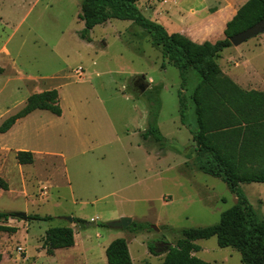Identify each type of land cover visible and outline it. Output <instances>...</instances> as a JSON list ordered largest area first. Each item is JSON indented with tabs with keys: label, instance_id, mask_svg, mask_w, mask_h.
I'll list each match as a JSON object with an SVG mask.
<instances>
[{
	"label": "rangeland",
	"instance_id": "obj_1",
	"mask_svg": "<svg viewBox=\"0 0 264 264\" xmlns=\"http://www.w3.org/2000/svg\"><path fill=\"white\" fill-rule=\"evenodd\" d=\"M82 2L0 0V127L23 110L28 97L45 91L58 92L62 111L60 117L34 111L0 134V177L8 186L0 190V213L13 215L0 220L7 230L0 232V264H107L105 250L117 239L126 242L133 264H162L165 255L152 254L150 246L160 254L161 244L173 246L183 230L216 225L236 204L225 184L193 166L197 73L188 71L181 89L179 72L131 22L109 21L89 33V42L82 40ZM242 2L138 0L137 6L151 21L163 12L156 22L179 31L192 23L190 10L215 23L233 17ZM234 50L243 58L241 85L264 91V34ZM217 63L221 67V58ZM136 77L148 84L143 94L131 86ZM179 92L186 101L183 123ZM150 97L160 102L157 125L168 142L164 149L141 137ZM18 152H30L33 164L18 165ZM240 189L263 217L264 185ZM17 214L53 220L23 221ZM121 218L150 229L132 234L104 227ZM57 227L73 230V248L43 249L46 231ZM195 244L200 251L194 256L201 261L241 264L239 254L220 249L215 238Z\"/></svg>",
	"mask_w": 264,
	"mask_h": 264
},
{
	"label": "trees",
	"instance_id": "obj_2",
	"mask_svg": "<svg viewBox=\"0 0 264 264\" xmlns=\"http://www.w3.org/2000/svg\"><path fill=\"white\" fill-rule=\"evenodd\" d=\"M138 0H83L79 20L84 29L80 38L90 41L89 33L109 21L131 22L142 29L151 45L160 50L163 61L179 72L181 89L187 84L186 74L193 70L199 77L192 95L197 131L192 135L193 166L197 172L220 180L234 195L236 204L222 213L219 222L211 227L187 229L180 232L175 244H161L160 254L153 246L154 255H165L162 264H209L194 254L200 251L195 243L215 238L220 249H234L241 264H264V215L258 217L241 191L242 184L264 185V93L244 91L222 74L216 60L231 47L229 39L258 24H264V0H248L226 24L224 39L215 44L197 45L180 34H168L164 27L146 19L137 6ZM264 34V32H263ZM179 115L183 123L186 101L181 92ZM149 116L142 140H152L164 149L168 142L157 125L160 102L148 98ZM34 111L49 112L60 117L58 92L45 91L31 95L23 110L6 120L0 134L7 133L21 118ZM20 166L32 165L30 152H18ZM0 190L7 191V183L0 177ZM13 215L0 213L7 222ZM51 217L30 215L29 222H50ZM75 223L87 225L82 220ZM106 227V225H104ZM150 229L146 223L132 222L127 231L139 234ZM7 231L0 227V232ZM171 231V230H170ZM74 233L69 227L46 231L42 247L48 251L73 248ZM107 264H133L126 242L112 241L105 250Z\"/></svg>",
	"mask_w": 264,
	"mask_h": 264
},
{
	"label": "crops",
	"instance_id": "obj_3",
	"mask_svg": "<svg viewBox=\"0 0 264 264\" xmlns=\"http://www.w3.org/2000/svg\"><path fill=\"white\" fill-rule=\"evenodd\" d=\"M242 1L243 0H241V2ZM246 2H244V3L242 2L243 4L240 6V8ZM167 3L168 2H165L164 5ZM158 12L159 13L156 15V17L158 19H156L155 22L160 21L159 16L163 14V12H160L159 10H158ZM179 14H182V13H179ZM184 14L185 13L183 12L182 15H184ZM188 14L190 15L188 17V19L192 17L191 18L192 23L188 24V26L182 27L179 31H177L175 29L171 30V31H167L166 29L165 30L168 34H180V35L186 37L187 39H189L190 41H192L193 43H195L197 45H202L204 43L215 44L216 42L223 40L224 39V33L223 32L225 30V26L233 18V17H231L230 19H227L224 17V20L218 19V21L213 23L212 18L209 15H207L206 13L190 10L188 12ZM202 15H205V16L202 17ZM260 35H262V34H260ZM240 46H238V47H240ZM238 47L231 46L229 48L224 49L219 54V57L216 60V62L221 58V61H222L221 67L219 65L218 66L220 67L222 74L224 76H226L227 78H229L233 83H235L239 88H241L244 91H256V92L264 93L263 90L262 91L246 90V88H244L241 85L239 79L237 78V73H239L240 71H244V69L242 68L243 58L235 55L234 49H236ZM224 67H226V68L224 69ZM248 73H250V71H248ZM196 128H197V125H196ZM191 148H192V146H191Z\"/></svg>",
	"mask_w": 264,
	"mask_h": 264
},
{
	"label": "water",
	"instance_id": "obj_4",
	"mask_svg": "<svg viewBox=\"0 0 264 264\" xmlns=\"http://www.w3.org/2000/svg\"><path fill=\"white\" fill-rule=\"evenodd\" d=\"M264 32V24H258L249 28L248 30L232 37L229 39L231 46L238 47L248 40L255 38L259 34H263ZM144 79V78H143ZM148 88V84H145L144 87L140 89V94L144 93ZM17 217L21 218L23 221H27V216L24 214H17ZM69 224H72L73 221L71 218L66 219ZM132 224V219L130 218H121L118 221L110 222L106 226L113 230H127Z\"/></svg>",
	"mask_w": 264,
	"mask_h": 264
},
{
	"label": "flooded vegetation",
	"instance_id": "obj_5",
	"mask_svg": "<svg viewBox=\"0 0 264 264\" xmlns=\"http://www.w3.org/2000/svg\"><path fill=\"white\" fill-rule=\"evenodd\" d=\"M145 83L142 77H136L132 80L131 86L140 92V89L144 87ZM143 94V93H142Z\"/></svg>",
	"mask_w": 264,
	"mask_h": 264
},
{
	"label": "built area",
	"instance_id": "obj_6",
	"mask_svg": "<svg viewBox=\"0 0 264 264\" xmlns=\"http://www.w3.org/2000/svg\"><path fill=\"white\" fill-rule=\"evenodd\" d=\"M75 73H76V76L79 77L80 75H82L83 71H82L81 68H78V69L75 71Z\"/></svg>",
	"mask_w": 264,
	"mask_h": 264
}]
</instances>
